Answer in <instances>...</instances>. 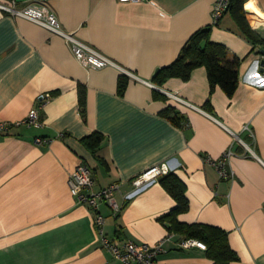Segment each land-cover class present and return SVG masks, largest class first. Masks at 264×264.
Wrapping results in <instances>:
<instances>
[{"label": "crops", "instance_id": "obj_1", "mask_svg": "<svg viewBox=\"0 0 264 264\" xmlns=\"http://www.w3.org/2000/svg\"><path fill=\"white\" fill-rule=\"evenodd\" d=\"M14 1L21 7L33 0ZM214 3L45 1L62 30L136 77L116 66L86 67L61 35L0 9V122L12 124L0 131V264H122L102 245L94 211L70 193L69 174L78 163L91 168L93 190L119 185L117 215L99 204L111 241L182 239L160 219L176 201L158 179L124 198L141 173L167 163L186 187L188 209L178 221L226 231L238 255L229 264H264V0L243 4L259 43L243 35L230 9L212 25L211 40L240 59L231 97L219 86L210 93L203 66L188 80L153 81L196 30L212 24ZM121 74L127 80L119 91ZM35 107L41 125L17 124ZM93 132L102 135L96 151L84 143ZM37 137L44 141L36 143ZM229 148L233 176L221 179L204 157L218 158ZM166 247L161 264H213L205 249Z\"/></svg>", "mask_w": 264, "mask_h": 264}, {"label": "built area", "instance_id": "obj_2", "mask_svg": "<svg viewBox=\"0 0 264 264\" xmlns=\"http://www.w3.org/2000/svg\"><path fill=\"white\" fill-rule=\"evenodd\" d=\"M46 0H33L25 5L18 7L16 1L9 3L0 2V9L12 16H19L37 23L48 30L61 35L69 45L74 57L84 66L90 68H101L104 66H116L123 73L131 77H136L131 71L117 65L111 58L94 48L90 44L80 40L73 33L62 30L57 18L52 11L45 5ZM129 2H139L142 0H122ZM231 0H215L212 10V25H216L221 17L228 11ZM149 85L152 83L146 81ZM170 97L185 102L174 93L167 92ZM50 97L49 93L41 96L42 102H46ZM17 124L41 125L38 108H32L27 116ZM12 126L9 122H0V131H7ZM44 139L37 137L35 142L40 144ZM248 148V147H247ZM249 149V148H248ZM235 152L232 148L227 149L220 157L213 158L205 156L204 162L216 168L221 179H229L233 176V171L228 166L230 157ZM170 171L167 163L152 166L134 179L135 189L125 195V200L131 198L132 194L157 180L159 176ZM93 176L91 168L86 163H78L70 172L68 185L70 193L76 198L77 202L90 207L94 211V225L101 237L102 245L105 246L115 259L122 264H161L159 256L167 251L166 245L172 242L178 248H190L193 246L205 249L206 245L200 240L188 238L174 240L172 234L165 235L156 243L136 242L130 238H125L121 243L111 241L104 233L105 217L99 211L100 202H105L114 215H117L122 205L117 201L115 193L119 185L109 184L98 190H93Z\"/></svg>", "mask_w": 264, "mask_h": 264}, {"label": "trees", "instance_id": "obj_3", "mask_svg": "<svg viewBox=\"0 0 264 264\" xmlns=\"http://www.w3.org/2000/svg\"><path fill=\"white\" fill-rule=\"evenodd\" d=\"M243 4L244 0H231L229 9L233 11L243 35L252 42L259 43L261 40L246 22ZM211 28L212 24L196 30L182 46L178 56L171 63L157 70L153 81L156 84H162L171 77L188 80L195 68L203 66L207 71L210 93L216 86H219L226 95L231 97L239 82L240 59L236 56H230L223 44L211 40ZM126 80L127 76L121 74L118 82L119 91L124 89ZM84 101L85 92L83 88H80L79 102L81 110ZM208 104L206 108L209 109ZM168 110H171V108H167L163 112L167 113ZM176 119L180 120L177 116ZM101 141L102 135L98 132H93L84 137V143L92 151L97 150ZM157 179L176 201L175 207L163 215L160 218L161 221L169 223V229L182 235V239L193 238L205 243L206 255L213 261V264H229L231 261L237 260L238 255L230 247L226 231L212 225L186 224L178 221V215L188 209V200L185 195L186 187L182 180L171 170Z\"/></svg>", "mask_w": 264, "mask_h": 264}, {"label": "water", "instance_id": "obj_4", "mask_svg": "<svg viewBox=\"0 0 264 264\" xmlns=\"http://www.w3.org/2000/svg\"><path fill=\"white\" fill-rule=\"evenodd\" d=\"M262 69L264 68V58L261 60Z\"/></svg>", "mask_w": 264, "mask_h": 264}]
</instances>
